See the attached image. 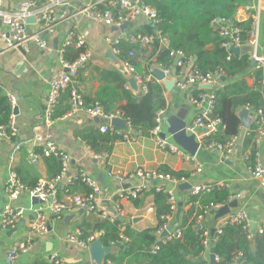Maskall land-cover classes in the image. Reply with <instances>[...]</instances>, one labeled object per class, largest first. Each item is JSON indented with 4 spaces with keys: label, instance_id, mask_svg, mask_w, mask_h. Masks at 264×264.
I'll return each mask as SVG.
<instances>
[{
    "label": "crops",
    "instance_id": "obj_1",
    "mask_svg": "<svg viewBox=\"0 0 264 264\" xmlns=\"http://www.w3.org/2000/svg\"><path fill=\"white\" fill-rule=\"evenodd\" d=\"M261 1L264 11V0ZM16 3L17 0H4L2 8L7 11H12ZM87 3L88 0H77L72 3V6H64L58 10L57 16L59 17V24L52 33L44 35L43 39L46 41L44 48H39L32 40H28L24 47L13 48L7 46L4 40L0 38V94L6 97L13 96V106L17 107V114L13 115L16 142L0 138V213L7 204L12 207H20L23 210L22 217L13 227L3 229L0 225V264H51L49 255L53 253H56L65 264H78L82 262L93 264L90 260L88 250L81 248L76 243L69 242L67 235L79 225L82 228L92 229L86 224L90 225L93 221L103 218L98 217L97 212L87 214L80 207L69 203L61 193V187L63 186L61 182L58 186V197L62 202H65L66 208L60 219L55 220L51 215H48L49 226L47 232L43 235H39L30 229V223L34 216L32 209L41 205V203L38 201L34 202L26 192L21 193L15 199H9L5 194L4 185L10 168L14 170L19 169L17 172L20 171L22 176L28 181H32L35 177L38 178V182L48 179L42 160L43 158L34 153V148L37 146H34L32 141L36 136L50 135L57 148L69 155L70 173L82 170L94 179L98 177L97 175L99 173H102L104 185L99 183L100 194L97 211L104 210L108 212L110 207H112L113 214H117L116 218L117 216L120 217L119 219L117 218L121 221L119 224L120 230H123L124 225H129L136 231H142L156 226L157 221L154 213L152 195L147 194L144 204L141 207H135L129 198L120 194V185L113 177H109L106 174L107 169H110L113 174H116L128 173L138 167L147 170H160L162 167H167L172 171H182L188 174L185 181L188 180L186 182L190 184V187L196 184L228 183L231 186L229 193L239 195L238 198H234L237 200V207L231 209L230 213L236 209H243L247 212L254 230L263 225L264 187L246 173L245 159L240 149L235 148L229 157L225 158L222 151L204 146L207 138L211 135H204L203 130H196L192 133L200 144L194 156L196 161L199 162L201 170L193 177H190V174L195 169V163L179 155L160 149L152 137L139 136L132 142L117 140L113 144L112 151L110 154H107L105 159L96 157L84 137L89 130L98 128L100 120L98 119L96 121V117L90 118L81 109L64 116L65 111L50 125L44 123L43 111L47 94L46 78L61 68L57 48L63 41L71 24H73V20L70 19V13L74 8L87 7ZM237 10L235 11L233 19L238 22L245 21L248 15H242ZM141 24V20L137 19L136 22L134 21L132 24H129L126 32H129L130 28L133 29L135 26L138 27ZM39 26L40 24L38 22L36 23L35 20L27 22L26 31L28 33H34L38 30ZM76 29L85 39L91 51V58L86 62L84 68L79 70L76 81H72L74 88L79 90L82 95L87 94L93 96L96 90L103 84V81L99 78L97 68L101 70L119 68L123 71L125 77L129 79L130 75L124 72L123 64L118 62L116 55L111 52L110 46L105 40L106 36L120 35V29H115L113 26L106 25L102 22H94L86 16L85 12L79 14ZM259 42L260 44L264 43L261 33ZM70 49L73 50L74 48ZM245 49L248 51L247 47H243L240 53L245 52ZM72 52H69L68 55ZM109 53L114 58L109 56ZM21 66L23 67L19 69ZM155 69L161 70V68L159 66H153L151 69V75L154 79L158 80L154 74ZM254 70L253 67L250 68L247 75H251ZM175 77L174 74L167 75L168 80L176 81ZM227 80V78L225 81L219 79L212 85V89L218 88ZM246 80L248 85L253 84V78L251 76L247 77ZM136 83V91H139L140 83ZM129 88H131L130 85ZM175 89L177 93L168 92L166 89L164 91L169 109L162 117L161 132L163 133L167 129L163 123L164 117L176 114L181 116L188 124L194 119L197 113V109L188 101L189 92L192 91L190 90L191 88L188 91H179L176 87ZM262 92L264 93L263 89ZM64 98L66 97L63 96L62 105L66 104ZM244 108L248 110L250 126L252 123L254 124L255 111L251 112L249 108ZM188 134L192 135L190 133ZM165 138L172 143H176L169 134ZM255 139L256 133L253 138L254 143ZM16 144L18 148H15ZM177 145L180 147L179 144ZM255 148L259 160L264 162V135L260 137L258 145H255ZM153 184L149 183V186L139 192L140 195L143 192H147ZM157 184L164 185L165 189H172L177 200L181 198L182 210H190L193 207L192 216L195 219L196 225L199 224V228H203V231H209L212 235V229L215 230L225 218L224 216L216 219L209 212L198 220L197 215L203 206L197 199L192 202L188 201L190 195L192 196L190 188L181 190L178 188V185H175L171 181H158ZM76 189L81 191V187H76ZM202 194L194 196L199 197ZM44 212L48 214L47 209H44ZM178 222L175 221L174 213V220L169 223L172 231L178 228ZM180 230L182 232V229ZM100 234L101 232H95L89 237H93L96 240ZM153 234L156 236L154 244L161 242L164 238L161 232L158 234L153 232ZM16 243H28L30 248L25 252H19L16 258L10 261L7 259L6 253ZM115 247L116 244L110 242L109 248L111 249V253L116 251ZM211 247L213 246L211 245ZM209 255V249L207 251L204 250L200 258L209 264ZM130 259L125 258L122 264L128 263ZM102 264L116 263L109 257H106ZM130 264L138 263L137 261L134 263L132 261ZM232 264H242V261L238 257Z\"/></svg>",
    "mask_w": 264,
    "mask_h": 264
},
{
    "label": "built area",
    "instance_id": "obj_2",
    "mask_svg": "<svg viewBox=\"0 0 264 264\" xmlns=\"http://www.w3.org/2000/svg\"><path fill=\"white\" fill-rule=\"evenodd\" d=\"M3 1L4 0H0V38L4 40L6 45L13 48H19L24 47L28 40H32L36 46L44 48L46 46V41L43 39L44 36L42 34L45 35L47 33H52L57 28L59 24V17L57 16L58 10L64 6H72V3L77 0H17L15 8L12 11H7L2 8ZM86 6L87 7L79 9L74 8L70 13V19L73 20V24H71L63 41L57 48L61 68L58 71H54L46 78L47 94L43 111V121L46 125L55 122L57 119L55 117V112L62 92L72 83L73 78L77 75L79 69L82 68L91 58V51L89 50L85 39L76 29V22L80 13L85 12L90 20L94 22H102L106 25L113 26L116 29H120L121 26L126 25V28L121 31L120 35L105 37L107 44L110 46L111 52L115 55L120 51L117 45L121 41L138 43L141 46H146L152 44L158 39L160 45L168 48V40L157 27L160 21L157 11L145 4L142 0H88ZM100 6H103V8H100ZM237 9L242 15H248L247 19H245V21H250L248 30L244 31L242 27L234 23L242 22L228 18H214L210 22V25L221 38V46L225 48L226 52H228L227 59H229L230 53L232 52L231 48H239L241 51L243 47H247L249 58L253 61L252 67L254 69H261L264 73V43L260 44L259 42L261 33V13L263 11L262 1L252 0L250 3L238 6ZM28 18H35L36 23L38 22L40 24L38 30L34 33H28L26 31V19ZM137 19L141 20L142 24L147 21L149 22L148 24H153V32L143 33L137 31L135 30L136 26L133 29L130 28L129 32H126L129 24H132L134 21L136 22ZM245 32L247 34V39L243 40V33ZM69 48L80 50L77 58L70 63L64 60V54ZM133 55L134 51H130L129 56ZM169 56L173 60L177 59L175 66L179 67L178 72L174 74V76H176L175 87L179 91H188L190 88L192 91L193 89L198 90L194 94L189 92L188 101L197 109V113L194 119L185 126L186 133L192 134L196 130H203L204 135L209 136L215 134L221 126V119L213 116L216 104L214 89H202L200 86L210 85L212 87V85L220 79L222 75L221 70L218 69L213 72H201L193 66L192 58L186 57L181 50L171 49L169 50ZM123 66L130 77H133L136 82L141 83L140 90L145 91L146 87L142 84L140 76L135 73L134 67L128 62H124ZM161 70L166 76L171 74L170 69ZM150 79L151 75L146 76L145 78V80ZM262 89L264 90V80L262 81ZM9 101L13 109V107H15L13 106L14 97L10 95ZM246 107L248 108V106ZM79 109L83 110L90 118L96 117L100 120L98 128L101 132H115L121 136V140L130 142L135 141L136 136L131 133L129 122L122 117L119 111L107 114L98 107H85L81 94L77 90L71 89L69 94V109L64 116ZM164 113V110H159L156 113L155 126L151 130V137L160 149L193 161L195 163V169L190 174V177H193L201 170L200 164L196 161L195 156L183 150L176 143H172L166 138L161 137V122ZM13 115L14 114L12 113L7 127L0 125V138L11 140V137L15 136L16 131L13 126ZM113 118H121L126 123L127 129L120 130L114 128L110 124V121ZM254 123L256 124L255 145L257 146L260 137L264 135V106L255 110ZM237 140V137H232L225 144L210 141L206 142L204 146L206 148H214L222 151L224 157L227 158L235 150ZM32 143L34 146L41 148L44 156L51 154L59 155L61 158L62 169L56 178L39 181L34 188L29 189L21 183L16 171L13 168H10L4 185V191L7 197L9 199H15L20 196L21 193L26 192L30 198H35L41 203V205L32 209L34 216L30 223L31 230L39 235H43L47 232L49 226L48 215H51L55 220L61 218L63 211L66 208V204L58 197V186L60 182L63 185L61 193L66 197L69 203L80 207L87 214L97 212L96 214L100 218L108 219L111 222L115 220L117 214H113L114 212L109 210L108 212L104 210L97 211V203L100 194L99 182L82 170L70 173L69 155L57 148L50 135L36 136ZM15 148H18L17 144ZM95 156L105 159L107 153ZM246 173L252 179H256L259 184L264 187V162L259 160L257 152L254 164L252 166H246ZM106 174L109 177H113L120 185L121 195H125V197L130 195L132 198L136 197L141 190L145 189V182L150 183L151 180L171 181L172 183H175V185L185 181V178L181 177L180 179H177L167 172L160 170H147L141 167L128 173L113 174L110 170H107ZM76 182L84 183L90 188V191L87 193L74 191L72 188ZM230 188V184L225 182L196 184L190 187V193L192 195H199L202 193H211L215 189H225L229 192ZM156 189L159 190L160 186L158 185ZM163 190L169 195L170 213L162 217L164 223L155 232L156 234L160 232L162 234L164 231L168 230L169 223L174 220V213L177 205V199L173 190L165 188ZM238 197V194H230L225 204H228L234 198ZM225 204H210L208 206H203L200 213L197 215V219H201L212 209L219 208ZM44 209L48 210V214H45ZM22 214V208L12 207L9 204L5 205L0 213L1 227L3 229L13 227L18 223ZM227 224L241 225L243 229L246 230L247 238H252L254 229L251 227L250 218L247 212L243 209H236L225 215V218L214 230L212 235L209 231L202 232L201 243L205 251H207L214 241L217 240L218 236L221 234V228ZM263 229L264 224L258 227L256 231L261 233ZM80 235V229L75 228L67 235V240L88 250L90 242L93 241V237L81 240L79 239ZM181 235L182 232L179 228H176L173 231L170 229L161 242L180 238ZM120 239L123 242L128 241V238L124 235H120ZM29 248L30 245L28 243H16L7 251L6 257L8 260L13 261L19 252H25ZM158 249L159 246L156 243L151 247V252L156 253ZM238 257L240 258V254L236 256L233 261ZM216 260L217 257L214 256V261ZM49 261L55 264H65L56 253L49 255ZM240 261H242L241 258Z\"/></svg>",
    "mask_w": 264,
    "mask_h": 264
},
{
    "label": "trees",
    "instance_id": "obj_3",
    "mask_svg": "<svg viewBox=\"0 0 264 264\" xmlns=\"http://www.w3.org/2000/svg\"><path fill=\"white\" fill-rule=\"evenodd\" d=\"M142 1L157 11L160 20L157 27L168 40V48L160 45L158 39L146 46L121 41L117 45L120 51L116 54V58L118 62L122 64L128 62L134 67L135 73L140 76L146 90L136 91L129 88L128 79L119 68L111 70L97 68L103 84L94 95H82L71 83L61 94L55 117L57 118L65 111L67 112L70 91L75 89L81 94L85 107H98L107 114L119 111L122 117L129 122L131 133L134 136L151 137L156 113L159 110H164L167 113L169 109L164 96L165 87L160 81L154 79L151 75V69L153 66H159L161 69H170L171 74L177 73L179 67L175 66L173 59L169 56V50L175 49L181 50L186 57H191L193 66L201 72H213L220 69L222 76L228 79L213 90L216 96L213 116L221 119V126L215 134L207 138L206 142L215 141L225 144L232 137L238 138L241 133L239 110L248 106L249 110L254 112L259 107L264 106V93L262 92L264 74L261 69H255L251 75H247L248 70L252 68V60L249 58L247 49L245 52L243 51L244 53L231 52L229 59H227L228 52L221 46V38L212 28L210 22L214 18L233 19L237 7L241 4L250 3L251 0ZM234 23L242 27L244 31L248 30L250 26L249 20ZM135 30L152 33L153 27L145 22L136 27ZM261 36L264 39V11L261 13ZM246 39L247 34L245 32L243 33V40ZM71 51L73 52L68 55ZM130 51H134L133 56H129ZM79 52L78 49L66 50L64 60L69 63L74 61ZM123 70L126 72L125 67ZM78 73L73 81L78 78ZM150 75L151 79L145 80L146 76ZM249 76L253 78L252 85L247 83L246 78ZM197 91L193 89L191 92L194 94ZM63 96L66 97L64 98L66 104L62 105ZM122 101L123 103H121ZM11 114L12 107L9 97L0 94V125L7 127ZM255 133L256 124L252 123L243 134L240 152L245 159L246 166H252L255 161L256 148L253 141ZM84 138L93 154L97 156L103 153L110 154L114 142L121 140V136L115 132H101L99 128L89 130ZM11 140L16 142V137L12 136ZM34 153L43 158L47 180L56 178L62 169L60 156L53 154L44 156L40 147H35ZM18 170H15L17 176L25 187L32 189L37 185V177L28 181L20 171L17 172ZM160 171L167 172L177 179L188 176L182 171H172L167 167H162ZM158 185L160 186L159 190L156 189ZM76 187H81L82 192L90 191V188L84 183L76 182L72 188L74 191L81 192L75 190ZM164 188V185L154 183L147 192H143L141 195L138 193L134 198L130 195L126 196L135 207H141L146 195H152L157 221L155 227L136 231L129 225H124L123 230H120L121 221L117 218L113 222L108 219H97L90 225L86 224L92 229L77 226L81 231L79 239L86 240L93 233L101 232L97 239L101 241L103 246L109 247L110 242L116 244V251L108 256L116 264H122L125 258H131L126 264H130L132 261L133 263L137 261L138 264H207L203 260L197 261V258L202 257L204 253L201 243L203 228H195L196 223L192 216L193 207L181 212L177 224V227L182 229L181 237L166 242H158L159 249L156 253L151 252V247L156 241L153 232L155 233L164 223L162 217L170 213L169 195L163 190ZM229 196L230 193L227 190L215 189L213 192L202 194L199 197L190 195L188 201L192 202L197 199L202 206L217 205L225 204ZM120 235L126 236L128 241H121ZM212 246L214 256L217 257L215 264H232L239 254L243 264H264V229L261 233L254 230L252 238L248 239L246 230L241 225L227 224L221 228V234Z\"/></svg>",
    "mask_w": 264,
    "mask_h": 264
},
{
    "label": "water",
    "instance_id": "obj_4",
    "mask_svg": "<svg viewBox=\"0 0 264 264\" xmlns=\"http://www.w3.org/2000/svg\"><path fill=\"white\" fill-rule=\"evenodd\" d=\"M34 20H35L34 18H28V19H26V22H30V21H34ZM146 23H149V22L147 21ZM150 25L152 27L154 26L153 24H150ZM113 28H115V27H113ZM125 28H126V25H123L120 27V30L122 31ZM42 35L44 36V34H42ZM231 51L233 53H240L239 48H231ZM109 56L114 58L111 53H109ZM176 61H177V59H174L173 63L176 64ZM251 65H253V61L251 62ZM22 67L23 66H21L19 69H21ZM154 74L158 78V80L161 81V83L164 85L165 89L168 92L177 93V91L175 89V81L174 80H168L167 76L163 73L162 70L155 69ZM220 79L222 81H225L226 77L221 76ZM128 83L133 90H137V83L133 77H129ZM200 88L211 89L212 87L210 85H201ZM12 113L14 115L17 114V107H13ZM238 116L241 120L242 130H241L240 136L237 140V143L235 145L236 149L241 148V143H242L244 131H245V129H247L249 127V124H250V117H249L247 109H245V108L241 109L238 112ZM95 120L98 121V118H95ZM163 123L167 129H166L165 133L161 132V137L165 138L167 134L171 135L172 138L175 140V142L177 144H179L183 150L187 151L191 155H195V153L197 152V150L199 148V142L195 139L193 134L189 135L186 133V131H185V126L187 124L186 121L181 116L176 115V114H172L170 116L164 117ZM110 124L116 129H120V130H126L127 129L126 123L121 118L111 119ZM97 176L98 177L96 178V181L99 182L101 185H104L102 173H99ZM157 182L158 181H156V180H151L150 183H157ZM145 186L146 187L149 186V183L145 182ZM178 188L181 190H187L190 188V184L188 182H183V183L178 184ZM33 201L37 202L38 200L33 198ZM38 202H40V201H38ZM236 207H237V200L233 199L228 204H225L219 208L212 209L210 211V213L212 215H214V218L220 219V218L224 217L225 215L229 214L230 210L233 208H236ZM181 210H182V201H181V198H178L177 207H176V211H175V221L176 222L179 221ZM109 211L113 212V208L110 207ZM117 218L119 219L120 217L117 216ZM199 227H200V225L197 224L196 229H198ZM251 227H253L252 223H251ZM170 229H171V225L168 226V230H170ZM168 230H166L162 233L163 237H165L168 234ZM211 232L213 233L214 230L212 229ZM88 252H89L90 260L92 261L93 264H102L104 259L106 257H108L109 254L111 253V249L109 247L103 246L101 241L99 239H96V240L90 242ZM209 253H210L209 264H215L214 248L213 247L209 248ZM197 261L198 262L201 261V258L200 257L197 258Z\"/></svg>",
    "mask_w": 264,
    "mask_h": 264
},
{
    "label": "rangeland",
    "instance_id": "obj_5",
    "mask_svg": "<svg viewBox=\"0 0 264 264\" xmlns=\"http://www.w3.org/2000/svg\"><path fill=\"white\" fill-rule=\"evenodd\" d=\"M222 76V75H221ZM190 90H192V89H190ZM191 92V91H190Z\"/></svg>",
    "mask_w": 264,
    "mask_h": 264
},
{
    "label": "bare ground",
    "instance_id": "obj_6",
    "mask_svg": "<svg viewBox=\"0 0 264 264\" xmlns=\"http://www.w3.org/2000/svg\"><path fill=\"white\" fill-rule=\"evenodd\" d=\"M236 148V147H235Z\"/></svg>",
    "mask_w": 264,
    "mask_h": 264
}]
</instances>
